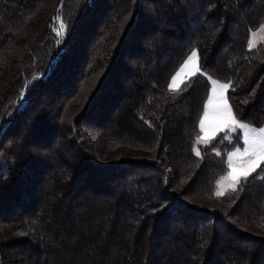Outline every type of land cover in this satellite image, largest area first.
<instances>
[{
	"label": "trees",
	"instance_id": "16d2710c",
	"mask_svg": "<svg viewBox=\"0 0 264 264\" xmlns=\"http://www.w3.org/2000/svg\"><path fill=\"white\" fill-rule=\"evenodd\" d=\"M59 1L0 0V264H264V179L193 152L209 75L264 127V0H61L64 50Z\"/></svg>",
	"mask_w": 264,
	"mask_h": 264
},
{
	"label": "snow or ice",
	"instance_id": "6c2138e0",
	"mask_svg": "<svg viewBox=\"0 0 264 264\" xmlns=\"http://www.w3.org/2000/svg\"><path fill=\"white\" fill-rule=\"evenodd\" d=\"M261 29L264 30V25H261ZM65 33L66 26L61 23L57 30L58 43L62 42ZM252 46L253 42L249 40V48ZM200 74L202 72L198 52L192 49L171 75L167 91L173 96L187 91L192 78ZM207 79L210 87L202 112L198 115V132L195 133L193 152L196 157H201L200 149L211 145L220 133H223V136H219L221 142L227 139L228 143L233 145L231 150H217L215 153L221 157L219 163L222 165V174L216 180L215 196L219 198L225 195L227 190L231 192L242 190V182L246 183L250 177L264 179V127H254L250 122L238 118L227 96V92L235 87L230 79L228 82H220L210 75ZM235 137L239 139L233 143Z\"/></svg>",
	"mask_w": 264,
	"mask_h": 264
},
{
	"label": "rangeland",
	"instance_id": "374dc122",
	"mask_svg": "<svg viewBox=\"0 0 264 264\" xmlns=\"http://www.w3.org/2000/svg\"><path fill=\"white\" fill-rule=\"evenodd\" d=\"M58 5H59V3H58ZM58 10H59V12H60V10H61V8H59V6H58ZM55 17V16H54ZM54 21H55V23H56V27H55V36H56V38H58V36H57V30H58V28H59V25L62 23V21H61V19L60 18H54ZM263 33H264V30H262L261 29V26L258 28V29H256V30H254V31H252L251 33H250V37H249V40H252V42H253V46L251 47V48H249V41H248V44H247V50L248 51H251V50H253V49H255L256 47H257V45L261 42V39H262V37H263ZM253 34H255V36H253ZM59 39V38H58ZM61 43V42H60ZM62 45H63V50L65 49V44H64V42H63V40H62ZM61 54L59 53V54H56V55H54L53 56V58L51 59V60H55V58H57V57H59ZM51 60H50V65L53 63V61L51 62ZM228 191V190H227Z\"/></svg>",
	"mask_w": 264,
	"mask_h": 264
},
{
	"label": "water",
	"instance_id": "95a60500",
	"mask_svg": "<svg viewBox=\"0 0 264 264\" xmlns=\"http://www.w3.org/2000/svg\"><path fill=\"white\" fill-rule=\"evenodd\" d=\"M59 8H61L62 7V4H61V0L59 1ZM53 60H51V62H52Z\"/></svg>",
	"mask_w": 264,
	"mask_h": 264
}]
</instances>
